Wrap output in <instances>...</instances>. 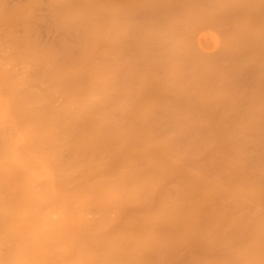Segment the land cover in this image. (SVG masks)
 <instances>
[{"label":"bare ground","instance_id":"bare-ground-1","mask_svg":"<svg viewBox=\"0 0 264 264\" xmlns=\"http://www.w3.org/2000/svg\"><path fill=\"white\" fill-rule=\"evenodd\" d=\"M132 1L136 3L135 0ZM155 1L158 5L155 3ZM170 1L172 0H163V4L162 0H154L155 4H153L152 0V3L150 4L152 7L149 5L150 2L148 3V6H144V8L148 7L145 10H148L149 7H151V9H149L148 11V14L147 11L145 13L143 9H138L140 7L142 8L143 5L141 6V3L143 4L144 2L136 4L139 7L134 5L135 8L139 11H142L140 12L141 14L145 13L146 16L143 14V16L139 17V15L141 14H136L138 12H136L135 15L138 16L141 20L143 19L145 21L144 18H146V21H150L149 17L151 16L150 14H152L151 20H153L157 26L159 22L156 18L160 19L161 17H163V15H165L164 17L167 18L166 8L168 7L165 6L169 5L170 10L168 9V12H172L176 8L174 12L176 11L175 13L177 15H175V13L169 12L171 13L170 15L172 18L169 17V14H167L168 20H165L164 17L162 19V22L164 21V23H161V27L162 25L166 26L169 30L172 28L171 26L174 25H171V28H169L170 23L168 24V22H166L169 21V19L172 21L175 20L176 24H178V21L181 24L183 23L186 25V20L188 19L187 21L191 23L189 19L191 18L190 20H192L194 15L195 19L193 18V21H195L196 23L197 16L195 17L196 14H193V11L197 12L198 10L199 15H201L202 13H206V8L210 9L212 5L213 8L218 7L219 9L222 0H210V2L208 3L207 0H195V2H190V0H177L179 2L178 5L176 0H173L174 2ZM213 1L215 3H219L218 1H220V3L217 6V4L214 5ZM225 1L226 0L222 2L226 3ZM241 1L242 0H230V3L233 2V4H230V6H234L236 4L238 6L235 5V9L238 10L239 7L243 9V6L246 4L245 1L249 6V3L255 0H243V2ZM111 2H113V7L111 5ZM124 2H127V0L121 1V4ZM168 2L172 4V9L170 7V3ZM181 2L185 5L183 10H181L183 8ZM187 2H190L192 4L187 5ZM197 3H199L200 5ZM203 3H205V5H203ZM240 3L242 4V6L240 5ZM193 4L195 7L193 6ZM207 4L210 6L205 7ZM227 4L223 5L226 6ZM120 5L117 0H0V264H264V130H262V127L264 126L261 125L262 127H257V129H249V126L247 127L248 123L246 122L251 121L253 115L250 120H247L250 117L248 118L245 114L246 117L241 116V119L244 121L239 122L242 125L245 124V127L243 129H246L247 127V129L249 130H241L240 126L238 125L239 123L237 122L234 124L232 121L237 119L236 116L240 113L239 112L237 114L233 113V115L236 116L231 115L233 119H230V124L225 123L223 121L224 119L222 120L226 124V130L224 126H221L222 128L220 129L219 127L218 129H216V127L214 129L213 126L215 125L213 123V120L215 121L216 118L214 116L216 115V113H218V110L216 112L215 108L220 109V106L223 105H220V99L221 101H223V97L221 98L218 94V87L216 86L213 90L207 89L211 91V93L209 91L207 92L210 95L217 93L219 95V98L217 99H213L214 95H211V98H209L208 94L206 93V96H204V94L202 95V90L200 89V95L206 97V99L203 98L204 101L199 96V93H197L198 95L196 94L198 96L197 99L196 96L195 98L192 97V99H190L192 95L189 97L190 93L193 92L192 90H195L199 87V85H196L198 87L193 85V82H197L195 78H200L199 75L205 76L206 74L204 73L209 72L207 67V64L209 63L203 65L206 67V69L205 67H202L205 69V72L201 67H199V69L197 67L194 71L193 69H191L190 71L186 67L187 65H181V68L186 67V70H188L190 72L189 73L185 69H183L184 71L181 70L179 65V68L176 67V65L174 66V64H178V62H176L177 60L174 61V58H171L168 55H170V53L174 51L171 55L173 56L177 53L178 50H181L180 46H178L179 49L177 50L176 45H179L178 43L176 45H174L173 43L178 39H174L171 46L170 43L171 40H173V38L171 39V37H174V35L171 36L170 39H168L170 41H164L165 39H167L165 35V33L168 32L166 30V27L165 31H162V36L158 35L160 36L159 38L164 37L165 39L161 38L160 40L158 36L153 35L154 33L156 34L157 31L153 32L151 29V33L150 30H148V28L150 29L152 27H155L153 22L148 21L150 23L149 25L142 20V22L146 23V26H142V30H144V28L146 29L147 26L148 28L146 31L141 32H146L145 34L143 33V35L147 36V38L149 37L148 34H151L149 38L151 39L152 37L153 39H147L142 35L143 37L141 41L144 43L143 39H146L147 42H149L150 40V43L153 45L151 41L154 40L153 42H155L154 45L156 47H161L160 45H164L167 48L166 49L164 46H162V48H160L162 51H160L159 53L160 49L157 50L158 47L155 48L154 45H147L149 43L145 41L144 44L147 43L146 45L148 46V49L149 47L151 49L153 48L152 52L151 49H149V52L151 53H148V57L151 54L155 55H153L154 58H151L152 61L150 60V64L154 63L159 58V61H167V59L169 60V58H171V60L169 61L170 64L167 63L168 67H171L172 64V68L170 69H173L175 67L177 69H175L176 71H178L179 69L182 73H187H184L185 77L184 75H180V78L183 77V83L187 80V77L189 78L192 74V77L190 79H193V82L190 79L187 80L189 83L186 81L187 84L192 83L190 85L192 87L189 86L191 92H187L186 88V98L184 97L186 100L190 99L189 102L191 106L188 104V101V103L186 104L189 105L188 107H191V111L189 112L187 106L186 108H184L183 106V111L186 109V113L185 115H183L184 113L181 112L182 116H180V109H177V107L175 106L176 103H170V101L173 99V102L182 103L181 100L178 99L180 95H177L175 93V91L177 90L172 88L173 90H175L173 91L170 89L171 85L166 84L173 83V80L170 82V78L167 80L168 82L166 81V83L164 81H161L163 80L162 78H160L162 76H159L161 67L158 64L155 63L160 68L158 66L156 67L153 64L152 65L155 66L157 72L159 71V77L155 75V73L153 74L152 71V74L147 71L148 69L151 70V67L149 68L147 65H144L147 67L143 68V65L141 63V66L139 67H142V70L144 69L145 71L150 73V76L154 75L155 77H153L155 80L160 78L161 80H159L162 83L164 82L167 86H169L165 91L164 88H166L167 86H164L165 84L161 85V82L159 81L162 88L164 87V90H162L160 88L161 86L157 85L159 82H154V79H152L153 83L152 81L149 82L148 77V84L144 85L145 83H142L143 85H141L142 88L147 86L148 89L147 90L146 87L144 88L145 90L143 89V95L146 96L148 91L150 93H153L160 90L158 91L160 92L158 94L164 97L170 95L169 93L173 91L176 95L173 94L172 96L173 92H171V98L170 96L166 98L164 97L165 99L161 96L160 98L162 100L164 99V101L168 98L166 101L169 102H165L168 105L173 104L172 108H174L175 112L172 111L173 109L171 110V108L167 107L166 105L165 107L170 110V113L168 114L167 109L163 106V101H159L160 103L157 101L160 99L157 92L155 94L158 96V99H156L157 97L155 96L154 98L151 97L152 99L147 98L149 97V95H147L146 100L143 99L142 102H144V100H149L146 102L148 104H146L145 102L142 103L141 100H138L141 96L142 98H144V96L141 94L143 90H141V96L138 99H135L136 97L132 98V96L131 98L134 101H140L142 104L140 106L138 104L132 106L136 109V106H139L140 108L142 106L144 107L145 105L146 107H144L145 110L143 112L146 111L145 114H147V112H150L151 115H154V118L155 115L157 117L156 119H154L152 116L154 124L153 122L150 123V121H152V119H150V114H147L150 115V118L148 119H146L147 115L144 117L145 114H140L142 119L145 118V120L149 123L145 124L147 122L145 120L140 121L138 117L140 124H145V126L143 125L145 127L144 129H122L121 125H124L122 122H119L120 129L117 128L118 124L116 122V117L119 119H123V117H118V112L115 113L117 114L115 117V114L113 115L114 111H112V114L110 115V106L114 104L113 99L117 98L115 96L112 97L113 99L110 98V95L108 94V89L110 90V88H108V82L109 79H111L112 81V79L115 78L112 76L119 74L120 72L117 73L118 70H121V67H124L127 64L124 62V57H120V55L122 56L123 54H121L119 49H121V51L123 50V44H120L119 40L118 44L121 45L122 48H120L119 45V47L117 46L118 54L120 53L118 55L120 58L118 59L120 61L118 62L123 61L125 65H121V67L118 65V67L113 68L114 70L117 69V72L112 71V74L114 72L116 74L109 76L108 62H110V59L112 57H109L110 40L112 39L111 35H114L112 34V32L114 31L113 33H115L116 28V26L112 25L115 19L113 20V22H111L110 14L113 18L117 17L116 19L118 20V17H120V15L124 16L123 12L127 11L125 12V15L128 16L129 12L136 10L135 8L134 10L131 9L133 7L127 5L126 3L122 4L121 7H119ZM125 5H127V7ZM154 5H157L159 7ZM173 5H175V7ZM122 6H125L126 8L131 7L130 9L132 11H130L129 9L123 11L124 8ZM178 6L182 8H179ZM190 6L191 8H196V10H194L193 8V10L191 9L192 11L188 9L190 10V13L188 12L189 14L187 13V15L185 13V8H190ZM224 6L221 5L224 10L219 9V13L217 12V9H210L212 11H208V14L209 12L212 14V12L215 10L216 14L218 13L220 14V16L223 15V18L226 16L227 20H223V25H225V22L228 21V19L229 21L228 23L226 22L227 24L231 25L232 22L233 24L235 23L234 21L237 22L239 19L237 17V10H233V13L231 10L228 14V6L226 8H224ZM198 7H201V9H203L201 11L205 12H200V9ZM115 8H118L117 11L119 10V12L114 10ZM154 8L156 15L155 12L152 11V9L154 10ZM187 8L186 12L188 11ZM255 8L254 10H252L253 13L260 10L258 9L260 8L259 6L256 8L258 9V11H255ZM242 9H240L241 12H243ZM159 11L161 13H159ZM163 11H166L164 12L165 14L163 13ZM220 11H225L226 15L225 13H221ZM250 11L247 12L246 18V11L244 10L245 15L241 13L243 15H241L240 18V21L243 22L244 20L242 19V17L244 18V16L246 18V21L251 20L248 24L247 22L243 23L238 21L236 27H234L235 25H228L231 29H233V31L235 30L233 34L230 33L232 37H235L233 39H229L230 35L227 34L229 37L225 35L227 36L224 37L227 38L226 40H232L231 42L235 40L237 42L239 38H241V40L243 38H248V34L247 37L246 34L244 35L245 32L251 30L250 32H252L253 34L248 32L250 33L249 35L251 36L252 34L253 36H256L254 34L257 33L254 32L258 30L262 32V30H264V26H262L264 25V21H261L264 19L260 20V18L262 17L259 16V18L258 16H256V14H253V17H251L252 13L250 14ZM115 12H121V14L118 15ZM179 12L183 13L184 15H179ZM234 12L236 13V15L234 14ZM262 12H264V10H261V13ZM153 13L155 17H153ZM230 13H232L233 16L236 17V20L233 19V16L230 15ZM115 14H117V16ZM172 14H174V16ZM190 14L192 15V17H190ZM262 14L261 16H264ZM131 15L129 17H131ZM228 15L230 17H228ZM127 16L122 18H129ZM136 16L132 15V20L126 19L128 22H130V27L128 26L126 28L127 30L129 28H131L132 31L134 30L133 28H135V24L131 22L134 21L135 18L138 19V17ZM184 16L187 19L185 18L184 20ZM203 16H205V14L201 15V17ZM211 16H207L206 14L207 18H211ZM175 18L178 19L176 20ZM217 18L222 19V17ZM217 18L215 21L221 22ZM258 18L262 23L259 22ZM206 20L204 18L205 22ZM201 22L202 21H200V24ZM208 22H206L208 25L206 23H204V25H214L212 27L215 28H220V25L223 26L222 24H216L217 22ZM257 22L260 28L257 26ZM124 23H126V27L128 23L126 21ZM165 23L168 24V26ZM172 23H174V21ZM240 24L241 29L244 28L243 31L240 29L236 31L237 29L235 28H238ZM242 24H246V26H243ZM180 25H178L179 27L176 25L178 29L182 26L184 30H182L181 28V31H185L186 33V29L188 28V35L190 33L194 36V33L189 31H193L194 29L193 32H195L196 26L190 24V29V27L188 26L184 28L185 26L183 27V25ZM215 25L218 26L216 27ZM161 27L159 28L161 29ZM44 29L47 31H45L46 35L49 34V31L55 32V35L57 32L58 38L57 36L56 38L58 40L56 42L55 40H50L51 42L53 41V43L47 41L43 35ZM111 29H113V31H111ZM154 29L158 28L155 27ZM131 30L125 31L126 33L123 32V35L124 33L126 34V36L124 35L123 37L124 39L126 37L125 41L121 37V40L123 39L122 42H127V45H130V42L131 45H133V42L135 44L134 40H136V38L134 36L136 34L134 31V33L132 32L129 34ZM122 31L123 30H121V32ZM158 31L161 32V30ZM197 31H199V29ZM127 32L129 35L133 34V37L131 36L132 39L130 38L133 42L129 41L128 43ZM176 32L177 34L179 33L178 31ZM239 32L241 33L239 34ZM259 32L257 35V37L260 36L258 37V42L260 39H264V37H262L264 36V32ZM192 35H189V39L191 40L194 39L191 38ZM237 35H239V38H237ZM167 37L169 38V36ZM257 37H250L248 39V43L249 40L252 41L251 38H253V40H257ZM118 38L115 39L117 40ZM154 38H156L157 40ZM235 38H237L238 40ZM112 40L114 41V39ZM241 40L239 41L240 44L238 42L234 45V48H236V45H242L244 43L245 39L242 40L243 43L241 42ZM255 40L253 41V43L255 42ZM260 41L264 43V41ZM142 42L140 44H143ZM186 42L188 43V41ZM231 42H229L228 44V41H223V43H225V46L232 47L233 44L231 46ZM138 43H136V45H138ZM159 43L160 45H156ZM256 43L257 41L255 42V44ZM255 44H252L251 46L254 47ZM127 45H124V48L126 47L128 48V50L133 47H129ZM192 45L194 44L192 43ZM138 46L133 47L132 50L135 48L134 51L139 50L140 52V46ZM244 46L245 45H243L244 50H240L242 51L241 54H243V51L245 53L243 55L240 54V58L242 59V61L246 60L245 62H242L241 60L234 61L235 58L233 57L236 54L239 57L238 52L235 53L238 48H236V51L234 50V52L231 53V55L235 54L234 56H232V59L229 57L228 58L229 60L231 59L233 62H235V66L233 65L232 68L233 70H239V67H243V65H245L243 68H241L242 70H239V72H246L247 75L249 74V76L248 78L245 77L247 78L245 79L244 76L247 75L243 74L242 76H240V78L243 77L248 81L249 77L251 78V76L256 78L258 77L257 80L258 83H260L259 86L261 87V91L259 86L256 87V90L255 88L253 89V85H251L252 88L248 85H246L245 88V84H243V86L240 85L244 87L246 91L247 89L251 92H254V90H256L260 93L261 99L259 100V95H256V97L254 95L255 92H252V96H255L254 98H257L258 101H255V99L253 98L252 100H254L255 102L252 101L250 103L251 105H256V102L258 103L259 101H264V99H262L264 98V93H261L262 91H264V86H262V84H264L262 83V81H264V79L262 78L264 77L259 78L260 75L264 74V72H262L264 71V68H262L261 64L262 62H264V56H259L260 53L258 54V52H262V50L258 45L257 47L260 49L255 48V45L254 53H252L253 48L249 47L248 44L247 46ZM173 47L175 49H173ZM237 47L241 48V46ZM126 48L123 50V53ZM143 48L144 50L142 49L141 45V50L145 51L144 53L148 52V49H146L145 47ZM169 48H172L173 50ZM186 48H188V46ZM193 48L195 50V47ZM193 48L191 49V51L193 50ZM223 48L225 47L223 46ZM246 48L251 49V56L259 50L257 52L258 56L255 54V57L258 58L259 61L256 60L254 56L251 57L249 49L246 50ZM188 49H190V47ZM230 49L228 47V51L225 50L226 53L233 51V49L229 51ZM128 50L127 52H125V54L128 53ZM195 51V53H197V49ZM139 52L136 53V55L139 56ZM165 52L170 53H167V55H165ZM178 52L179 53H177V55L181 54L180 51ZM156 53L158 55L160 54V57H157ZM162 53L167 57L166 59L165 57L163 59ZM217 53H214L216 58L218 57L216 55ZM193 55L195 57V54ZM245 55H248L250 57ZM260 55H264V52H262ZM191 57L193 56L191 55ZM207 57H205V59ZM220 57H218V60ZM259 57L261 59H259ZM143 58L145 59L144 55ZM198 58L200 57L198 56ZM216 58L215 61H218ZM252 58H254L258 63H249L248 59L253 61ZM182 59L179 58V60ZM200 59L197 60L200 61ZM205 59L203 61H205ZM212 59V61L215 62L214 58ZM125 60L128 61L129 59H126L125 57ZM184 60L182 62H186L187 59ZM220 60L219 61L221 63L219 61L218 62L222 64V69H224V63H222L223 60L221 58ZM261 60L262 62H260ZM212 61L210 60L211 63L209 64V67L211 69H213L212 67L215 68L212 71H216V73L218 71H221V66L219 67L220 70H217V65L212 63ZM165 62L163 64H165ZM190 62L192 63V61ZM241 62L242 65L240 66ZM248 63L250 64V66ZM192 64L196 63L193 62ZM202 64L200 62V66ZM225 64L227 65V67H230L228 63ZM236 64L239 65L237 66ZM252 65H254V67H251ZM258 65L262 69L257 68ZM247 67H250V70L248 69V71H245L244 68L247 69ZM127 68L125 66V70ZM229 69L232 70L231 67ZM136 70L139 71L141 70V68ZM163 70H165L170 75V71L166 69H162V71ZM251 70H253V72ZM259 70L261 74L259 73ZM124 72V70H121V76L124 75ZM166 72L165 75H167ZM221 72H218V75H220L219 73ZM224 72L222 73V75H224L223 78H221L222 81L225 79L224 77H226V74ZM234 72L236 75H234ZM234 72H232V74L234 75L232 77H238L240 75L239 73H236L235 70ZM120 74L119 76H116L118 80H114L116 83L115 87L118 82V84L121 83L117 88H120L119 86H122V83L124 86V82L119 81L122 78L120 77ZM141 74L136 75L140 76ZM143 75L144 74H142V76ZM211 76L214 75L211 74L210 77ZM167 77L168 76H166V78ZM206 77H209L208 74L205 76V78ZM180 78L179 76L177 77V79ZM205 78L202 77L201 82L205 81ZM213 78L214 77H211V80H206L203 88L204 86L208 85L209 81V83H214L215 78ZM243 78L241 79L242 81ZM123 79L126 80L127 78L125 79L123 77ZM250 80L256 79L251 78L249 79V81ZM257 80L255 82H257ZM127 81L129 82V80ZM182 81L180 79V82ZM224 81L226 85V79ZM198 82L199 84H204L201 83L199 79ZM216 82L218 83V81ZM230 82L237 83L238 81H235V79L233 78L230 79ZM110 84L114 85V82L113 84ZM136 84L139 83L136 82ZM215 84L216 83L210 85L213 86ZM229 84H227V86ZM150 85H157V89H155V87H153L154 89L150 88ZM123 86L119 91L121 92V95L123 94V92L125 93V95H127V92H125L126 90H124V88H127V86ZM174 86H176V84ZM231 87H233L232 84L229 87L230 89L227 87L223 90L222 94L227 95L228 91L232 92L233 89ZM184 88L185 87H183V89ZM212 88H214V86ZM150 89L152 90L150 91ZM180 89L182 88H179V90ZM190 89H188V91ZM237 89L235 88L236 92ZM128 90L130 91V89ZM215 90L217 91L215 92ZM219 90L222 89L219 88ZM111 91L114 92V90L112 89ZM119 91L118 93H120ZM205 91L206 88L203 92ZM246 91L241 92L245 93ZM250 91L246 93L248 94L247 96L246 94H244V97H250ZM243 93H239V95L241 94L242 96ZM114 94L115 92L111 95ZM226 95H224L225 100L226 98L229 99L232 94H229L230 96L228 95V97ZM176 96L178 97L176 98ZM237 97L236 99L240 98ZM193 98L194 104L192 103ZM198 98H201V101L199 100L198 102ZM232 98L230 97L231 101ZM127 99L128 98H126V100ZM132 99L131 101H133ZM210 99H213L214 105ZM215 99L217 100L216 102L214 101ZM109 100H111L112 102H110ZM195 100L197 101L198 105L197 103L195 104ZM230 100L226 103L228 104L226 105V108H232V106H234L233 104H235L236 102L235 100L232 104ZM127 101L126 104L128 103ZM134 101L132 103H134ZM202 101L204 102V104H206L207 107L208 105H210L211 101V108H215L211 109L208 107L209 109H211L208 113L207 107V109L205 110V107L202 106L203 109L201 108V104H203ZM117 102L121 104V102L123 103V100L121 101L119 99V101ZM229 102L232 104V106H230L231 104ZM109 103L113 104L109 105ZM129 103V105H131L130 100ZM215 103H220L219 106H217L218 108L216 107L217 104ZM156 104L157 106L162 104L163 108L159 106L157 110V106L155 108ZM260 104L262 103L259 102V106H261ZM129 105L127 104V107H125L124 104V108L127 109ZM147 105L149 106L148 111L146 110ZM151 105L154 107L153 109H151ZM193 105L199 106V109H202L200 111L206 112H203L204 115L206 114L207 116L205 115V119L202 120L205 121L209 119V123H211L212 125V127L210 128L213 129L212 131L207 132V130L209 129L204 124L203 128H207V130L205 129L206 131L201 130V127V129H199V131L201 130L200 132H197L198 130L194 128L193 129L196 130V132L192 129L191 131L189 129V133L183 132L182 126L184 125H180L184 122H182L183 118L181 117L185 116L186 118V115L191 114V112L193 111L192 109H194L195 112V108H192ZM132 106L127 109V111H130V114L132 113V116L135 114V112H142V110L131 112V109H133ZM224 106L222 108H224ZM241 106L242 111H244L243 104H241ZM235 107L232 109H236ZM224 109H222L223 112ZM259 109L261 112L262 108L259 107ZM154 110L155 113L157 111L163 112L164 116H162L163 113L162 115H159L161 113L154 114ZM247 110L249 111L248 106ZM187 111L189 114H187ZM248 111L247 114H249ZM165 112H167V114ZM227 112L231 113L230 111H226V113ZM125 113L124 114L126 117L123 115L125 119L127 118V116L129 118V113ZM257 113L256 118L254 116V120L258 119L256 121H259V119L264 118V115H262L264 114V112H261L262 114L258 113L260 116H262V118H260ZM171 114L173 115V117L171 116ZM200 114L203 115L202 113ZM165 115H170L169 117L167 116L169 119L167 118L165 120H161L166 117ZM175 115H179L180 118ZM222 115L220 118H224L222 117ZM112 116L115 118H113ZM191 116L192 114L190 115V117ZM212 117L215 119H213ZM238 118H240V114ZM125 119H123V121H125ZM186 119L188 120V117ZM134 120H136V118L132 119V122H134ZM169 120H171L172 122L174 121L172 123L174 126L170 125L171 123L168 122ZM112 121L116 122V128L114 126V123V127H112ZM162 121L168 122V124L166 122L167 129H169L171 126L174 128H170L171 131H165L166 128L162 127L164 129V131H162V128H159L161 126H158L159 124H163L162 126L165 125V123H163ZM222 121L221 123H223ZM175 122L177 123L175 124ZM179 122L182 123L180 124ZM215 122L218 123L217 126H220V121ZM252 122H250L249 124H253L255 128V125ZM138 124L139 123H136V126H138ZM151 124L154 125V129L152 125V130H150ZM155 124H157V128L155 127ZM190 124H192V122H190ZM227 124L231 126L233 125L232 128L229 129L230 127H227ZM141 125L139 127H141ZM146 125H150L148 126L150 129ZM168 125L170 126L168 127ZM175 125L177 127L179 126L180 129L178 130ZM235 125H238L239 127L237 128L235 127ZM189 127L190 126L188 125L187 128ZM196 128H198V126H196ZM173 129H175V131H172ZM181 134H183L184 137H180ZM185 134H187L186 137ZM214 152H217V154L222 153L223 157L219 158V156L217 159L215 158L216 160L214 159V161H211L214 164L209 162L212 165L207 164L208 166H203L204 168H202L201 170V162L204 163L202 165H205V161H207V159L209 161L211 160V157L209 155L211 153L212 155L215 154ZM178 161H183L185 164L190 165L191 167L194 165L196 167L200 165V168H197L198 170H200V174H193V172L189 173L187 171V165L184 166L187 170L183 167L186 170L185 171L180 166L183 162L179 164Z\"/></svg>","mask_w":264,"mask_h":264},{"label":"rangeland","instance_id":"rangeland-1","mask_svg":"<svg viewBox=\"0 0 264 264\" xmlns=\"http://www.w3.org/2000/svg\"><path fill=\"white\" fill-rule=\"evenodd\" d=\"M112 1H113V0H112ZM121 1H123V0H120V2H119V0H117V2L119 3V5L121 4ZM125 1H126V0H125ZM128 1H129V2H128ZM130 1H131V2H130ZM135 1H136V3H135L134 1H132V0H127V2H124V3H126L127 5H130L131 7H133V8H131V7H130V8L134 10V8H135L134 5L139 4V3H141V2H144L143 4L141 3V6L143 5L142 8L140 7V8H138V9H140V10L143 9V11H144L145 13H146V11H147V14H148L149 9H151V7H152V6L150 5V4L152 3V0H143V1H142V0H140V1H139V0H135ZM147 1H148V2H147ZM164 1H165V0H164ZM172 1H173V0H172ZM172 1H170V2H172ZM178 1H179V0H178ZM178 1L176 0L177 5L179 4ZM182 1H183V0H182ZM185 1H186V0H185ZM187 1H188V0H187ZM199 1H200V0H199ZM199 1H197V2H199ZM211 1H212V0H211ZM215 1H216V0H215ZM222 1L224 2V0H222ZM222 1H221V3H220V1H218V2L220 3V7H219V9H223V7H221V5L224 6L223 4H227V3H228V4H227L226 6H224V8H226L227 6H228V8H229L230 4H231V3L233 4V2H234V1H233V2L230 3V0H226V1H225L226 3H223ZM228 1H229V2H228ZM248 1H249V0H248ZM250 1H251V0H250ZM115 2H116V1H115ZM133 2H134V3H133ZM149 2H150V3H149ZM170 2H168V3H170ZM173 2H174V1H173ZM190 2H195V0H190ZM190 2H187V3H188L187 5L192 4V3H190ZM205 2H206V1H205ZM208 2H210V0H209V1L207 0V3H208ZM239 2H240V1H239ZM241 2H243V0H242ZM258 2H259V3H258ZM112 3H113V2H111V5H112ZM124 3H122V4H124ZM148 3H149V5H150L151 7H149L148 10H145V9L148 8V7L144 8V6H148ZM155 3H156V1H155ZM155 3H154V0H153V4H155ZM159 3H160V2H159ZM162 3H163V0H162ZM165 3H166V2H165ZM168 3H167V4H168ZM184 3H185V2H184ZM213 3H214V5H216V4H217V6L219 5V3H215L214 1H213ZM245 3H246L245 5H246L247 7H246L245 5L243 6V9L239 7L240 9H242L243 12H241V10H240L238 7H237L238 10L235 9V7L238 6V5H236V4H237V1H236V4H235L236 6H235V5H234V6L232 5L233 7L230 6V8L232 7L231 9H230V8H229V9L227 8V13L229 14V11H231V10H232V13H233V10H234V11L237 10V11H236L237 14H238L237 17L239 18V19H238V18H237V19H238V21H240L241 15L244 14V10L246 11V13H245L246 15H245V14H244V15H245L246 18H247V12L250 11V7H251V11H250V14L252 13V14H251V15H252L251 17H253V14H254V15L256 14V16H258V17H259V16L262 17V18L259 17L260 20H261V19H264V16H261V14L264 13V12L261 13V10H264V0H261V1H260V0H255V1H252V2L249 3V6L247 5V2H246V1H245ZM252 3H253V4H252ZM122 4H121V5H122ZM131 4H133V5H131ZM156 4H157V3H156ZM160 4H161V3H160ZM163 4H164V3H163ZM163 4H162V8H163ZM167 4H165V5H167ZM174 4H176V3H174ZM181 4H182V2H181ZM185 4H186V3H185ZM194 4H195V3H194ZM194 4H193V6H194ZM197 4H199V3H197ZM210 4H211V3H210ZM254 4H256V5H254ZM257 4H258V6L260 7V8H258V9H260L259 11H258V9H256V8L258 7ZM121 5H120L119 7H121ZM127 5H125V6L127 7ZM157 5H158V4H157ZM157 5H154V6H157ZM165 5H164V6H165ZM171 5H172V4L170 3V7H171ZM187 5H186V6H187ZM199 5H200V4H199ZM203 5H205V3H203ZM240 5L242 6L241 3H240ZM250 5H251V6H250ZM125 6H124V7L122 6V7L124 8V9L122 8L123 11L126 10V9H129L130 11H132L130 8H126ZM136 6H138V5H136ZM173 6L175 7V5H173ZM180 6H181V5H180ZM182 6H183V8H182V7H179V6H178V7H179V8H182L181 10H183L184 7H185V5L182 4ZM191 6H192V5H191ZM191 6H190V8H187V7H186L187 10H188V9L191 10V9L193 8V7L191 8ZM201 6H202V5H201ZM209 6H210V5L207 4L205 7H209ZM212 6H213V5H212ZM212 6H211L210 9H212V10H213V9H217V12L219 13V11H218V10H219L218 7L216 6L217 8H213ZM253 6H254V7H253ZM255 6H256V8H255ZM112 7H113V5H112ZM112 7H111V8H112ZM116 7H117V6H116ZM138 7H139V6H138ZM157 7H159V6H157ZM165 7H168V8H166V11H167V12H166V11H163V13L166 12V17H167V18H168V15H167V14H169V17H171L170 14L176 12V11L174 12V10L176 9V8H175L172 12L169 11V12H171V13H169V12H168V9L170 10L169 5H167V6H165ZM194 7H195V6H194ZM196 7H197V6H196ZM244 7H245V8H244ZM160 8H161V5H160ZM186 8H185V13L187 14L190 10H188V11L186 12ZM198 8H199V7H198ZM202 8H204V7H202ZM248 8H249V9H248ZM252 8H253V9H252ZM254 8H255V11H258V12H254V13H253L252 10H254ZM117 9H118V8H115L114 10L117 11ZM135 9H136V8H135ZM138 9H136L135 11L129 12L130 15L133 13L132 15H133V16H136V15H135L136 12H138V13H136V14H138V15L141 14L140 12H142V11H139ZM157 9H158V8H157ZM171 9H172V7H171ZM193 9H194V8H193ZM193 9H192V10H193ZM199 9H200V10H199L200 12H205V11H201V10H203V9H201V7H200ZM206 9H207V10H206ZM206 9H204V10H206V13H202V14L200 13L201 15H204V14H205V16H203V17H201V15H199L198 10H197V12H196V11H193V14H196L195 17L197 16V18H198V19L196 18V20H197L196 23H195V21H193V20L195 19V18H194V15H193V18H194V19L192 18V20H190V19H191L190 17H192V15H191L192 13L190 14L191 16L189 15L190 17L188 16V17L190 18L189 21H190L191 23H189V22L187 21L188 19H187L185 16H184V18L182 17L184 20H185V18L187 19V20H186V25L183 24V23L181 24V23L178 22V21H177L178 24H176V23H175V20H173L174 23H172L173 21L169 19V21H166V22H168V24L170 23V24H169V28L172 27V28L169 29V30H168V27H166V26H163V25H162V27H161V23H164V21L162 22V19H163V17H164L165 15H163V17H161L160 19H159V18H156V19L158 20V22L160 23V24H159V23L157 22V23H158L157 26L159 25V26L157 27L156 24H155V22H154L153 20H151V16H152V14H150V15H151V16L149 17V18H150V21H152L153 24L155 25V27L158 28V29H154L155 27H152V26H154V25H152V26H151L152 28H150V29H149L148 26H147V28H148V30H150V32H151V29H152L153 32H156V31H157L156 34H155V33L153 34L154 36H158V35H161V36H162V31H165V27H166V28H167L166 30H167L168 32L165 33V35H166V38H167V39H165L164 37H161V38L165 39L164 41L170 39V37L174 35V37H171V39L173 38V40H171V43H170V44H171V46H172L173 43H174V45H176V44L178 43L179 45H176V46H177V50L179 49L178 46H180L181 50H178V51H180L181 54H178V55H177V53H179V52L177 51V53L174 54V55H176V56L173 55V56H174V57H173V56H171V55H172V52H174V51H172L171 53L169 52L170 55H168V56L171 57V58H174V61L177 60L176 62H178V64H174V66L176 65V67H178V68H179V66H180V68H181V67H182L181 65H184V66L187 65L186 67L188 68V70L191 71V69H193V71H194L197 67H198V69H199V67H201V68H202V67H205V66H203V65H205V64H207V63L210 64V63H211L210 60H211V61L213 60L212 58H214V61H215L216 56H215L214 53H217V52L219 53V54L217 53L216 55H217L218 57L221 56L220 58L223 60L222 63H224V64H223V66H224L223 68H224V69H222V64H220V63H221V62H220V61H221L220 58H219L220 61L218 60V57L216 58L220 63H219L218 61H215V62L212 61V63H214L215 65H217V70H220L219 67L221 66V69L224 70V71L226 70L227 73H226V71L224 72V71L221 70L222 72H221V71H218V72H221V73H219L220 75H218V72L216 73V71H214V72L212 71V70H214L215 68L212 67L213 69H211V68L209 67L210 65L207 64V67H208L209 72L207 71L208 73H206V72L204 71V70L206 69V67H205V69H204V68H202V69H203V71L205 72L204 74H206V75L208 74L209 77H206V78H205L206 75H205V76L199 75L200 78H195V77H194V78L197 80V82L195 81V79H194L195 82L192 81L193 79H192V80L190 79V78L192 77V74L190 75L189 78L187 77V80L190 79V80L193 82V85H195V86H196V85H199V87H201V88H199L198 86H196V87H198V88L195 87L197 90H196V89H195V90H192L193 92H191V89H190V87H192V86H190L192 83L187 84V83H186V81H187L186 79H185L186 81L183 83V81H184V80L182 81L183 77L180 78V75L183 76L184 73H185V74H187V73H186V72L182 73L179 69H178V71H176L177 69H176L174 66H173V67H174V68H173L174 70H173V69H170V68H172V64H171V67H168V64H167V63H169V61L171 60V58L168 57L169 60H168V59H167V61L165 60L166 62H165L164 60H163V61H162V60L159 61L160 58H159V59L156 58L157 60H156V59H155V60H156L157 62H158V61H159V62L157 63V62L154 60L155 62H154V63L151 62V63H152L153 65H155L156 67L159 65L162 69H166V70L170 69V70H168V71H170V72L172 73L173 77H172L171 73H170V75H169V73H167L165 70L162 71V69L158 66V67L160 68V70H161V71H160V75H159V73H158L159 71L157 72V69L155 68V66H153L152 64H150V60L152 61L151 58L153 57L154 54H151V55H150L151 57L149 56L150 58L148 57V55L152 52L153 48L151 49V48L149 47V49H151V52H149V49H148V46H147V45H152V44L150 43V40L153 39V38L151 37V39H150L149 37L151 36V34H148V33H147L148 36H149L148 38H149L150 40H149V42H147L146 39H145V40L143 39V41H144V43H145V41H146V42L149 43V44L146 43V44H147V45H146V44H144V43L141 41V40H142V37L145 36V35H143L144 32H141V31H146V30H147V28H146V29L144 28V30H142L143 27H144V25H145L146 23L150 25V23H149L150 21H149V20H148L149 22L146 21V20H147L146 18H144L145 21L142 19V20H143L144 22H146V23L142 22V20L139 19V17H140V16H143V14L146 16L145 13H142L141 15H139V17L136 16V17H138V19H139V20H138V19L135 18L134 21H136V22H134V21L131 22V23H134V24H135V25L133 24L134 27H135V28H133V29H134L133 31L135 32L136 35H138V36H136V35L134 34V35H135L134 37L136 38V40H134V41H135V44H134V42L131 40L132 37H133V36H132L133 34H132V35H129V34L132 33L133 31L131 30V28H129L128 30L126 29L128 26L130 27V25H129L130 22H128L127 20H132V19H131V18H133L132 15H131V17H129V16H130L129 13H128V16L125 15V12H127V11H125V12H123V15H124V16H121V15H120V17H118V20H117V19H116L117 17L113 18L112 15L110 14V16H111V22H113L114 19H115V21H118V22H115V21H114V22L112 23V25L116 26V28H115V33H113V32H114V31H113L114 28L111 29V31H113L112 34H114V35H111V38L114 39V41H113L112 39L110 40V49H109V51H110V55H109V57H111V56H112V57H111V59H110V62H108V66H109V76H112L113 74H116L115 72H114L113 74H112L111 72H112V71H116V72H117V69L114 70L113 68L118 67V65L121 67V65H125V63H126V64L128 65V66L125 65L126 68L129 67V68H127L126 70H125V66H124V67H121V70H124V71L126 72V74H125V72H124V75H123V76H121L122 73H123V71H122V73H121V70H120L119 68H118V69H119L120 71L118 70V72H117V73L120 72V73H121V74L119 73V74H120V77H122L121 80H119V81L124 82V86H127V88L125 87L126 89L124 88V90H126L125 92H127V95H125L124 92H123V94L121 95V92L119 91V90H121V87L123 86V83H122V86H119L120 88H117L118 85L121 84V83L118 84L119 82L117 81L118 83H117V85H116V87H115V84H116V83H115L114 80L117 79V78H116L117 75L119 76V74H116L115 76H114V75L112 76V77H115V78L112 79V81L114 82V85H111V84H110V83L113 84V82L111 81V79H109V82H110V81H111V82H110V83L108 82V84H109V85H108V88H110V90L108 89V94L110 95V98H112L113 96H115V97L118 99V97H119V99H120L121 101L123 100V103L125 104V107H127V104H128V105L130 104V103H129V100H130V102H131V105H129V107L132 106V105L135 106V104H138V105L140 106L142 103H144V102L146 103L147 101H149V100L145 101L147 95H149V97H147V98H151V97L154 98V96H155V97H157L156 99H158V96H157L155 93H156V92H157V94L160 93V92H158V91H160V90L155 91V92H153V93H150V92L148 91L147 94H146V96H145V95H143V92H144V90H145V89H144L145 87H146V89H147V86H145V87H143V88H142V86H141V85H143L144 83H145L144 85L148 84V81H149V82L152 81V83H153V80H152V79H154L155 76H154V75L150 76V73L152 74V72H153V74L155 73V75H157V76H158V75H159V76H162V77H160V78L163 79V80H161L160 78H158V79L156 78L157 80L154 79V80H155L154 82L158 83V82L161 80V81H164V82L166 83V81H167L168 79L171 78L170 82L173 80L174 85L176 84V86H178V87L174 86L173 83H171V84H170V83H166V84H168V85H171V86H170V87H171V88H170L171 90H173V89L177 90V91H175V90H173V91H175V93H176L177 95H180V96H179L180 98H179L178 96H176V98L178 97V99H180L181 102H182L183 104H182V103H178V102H173L174 99H173V100L170 99V98H171V92H173V91H171V92L169 93L170 95H167V94H168V93H167V94H166L167 96H164V97L166 98V97L170 96V98H169V99L171 100L170 103H171V102H172L173 104L176 103L175 106L177 107L178 110L180 109V110H179V111H180V112H179V113H180V116H182V113H181V112H183V113H184L183 115H185V113H186L185 110H186V109H185L184 111H183V109L186 108V106H187V108L189 109V112L191 111V107H188V106L190 105L189 100L192 99V97L195 98V96H196V99H197V97H198V96H197V95H198L197 93H199L200 90H202L201 94H202V95L204 94V96H206L205 93L208 94L207 92H208L210 89L213 90V89H215V87L217 86V87H218V91L215 90V92L217 91L218 94L220 95V97H221V98L223 97V99H222L223 101H221V99H220L221 104L219 103L220 105H222V104H223V105L220 106V109H216L215 107H212V108H211L210 105H211V103L213 102V99H214V98H216V99L219 98V95H218L217 93H214V94H213V95H214L213 99H210L212 102L210 101V105H208V107L211 108V109L215 108L216 112H217V110H218V113L220 114V115H219L218 113L215 112L216 115H217V117H216L215 114H214V115H215L214 117H215L216 119L212 117L213 119H215V121H218V122L220 121V123H221V121L224 119L223 121H224L225 123L230 124V119H231V120L233 119L232 116H236V115H233V113H234V114H237V113L240 112V113H239V114H240V118H238L239 114H237V116H236L237 119L235 118L237 121H236V120H232V121H233L234 124L238 122V123H239L238 125L240 126V129H241V130L245 127V126H244V125H245L244 123H243L244 125H242V124L240 123L241 121H244V120L241 119V116L246 117L245 114L247 115L248 118L250 117L249 119L246 118L247 120H250V119L252 118V115H253V118L251 119V121H249V122L247 121V122H246V123H248V125H247V124H246V125H247V127L249 126V129H257V127H262V126H264V123H262V122H264V118H262V116L259 115V114H262L261 112H264V106H262V105H264V101H259L260 103H262V104H260L261 106H259V102H258V103L256 102V105H254V104L251 105V103H250V102H252V101L255 102V101L257 100V98H256V99L254 98L256 95H259V97H260V98L258 97L259 100L261 99V95H260V93L256 91V90H257L256 87H258V86L260 85V83H258V80H257L258 77L256 78V77H252V76H251V78H252V79L255 78V79L257 80V82H255L256 80H250V81H251V82H250V81H249V79H251L250 77H249L248 81L245 80V79L248 78L249 74L247 75V73H246V72L244 73L243 71H242V73H240L241 71L239 72V70H240L241 68H243L245 65H243V67H239V68H240L239 70L234 69V70L236 71V73H239V74H240V75L238 74V75H239V76H238L239 79H238L237 76H236L237 78H236V77H232V76H234V75H236V74H235L234 70L232 69V68H233V65H234L235 62H233V61L231 60V59H232V56L235 55V54H232V55H231V53H233L234 50L236 51V48H238L237 51H236L235 53L238 52L239 57H238L237 54H236L235 56H237L239 59H238L237 57H235V56H234L233 58H235L234 61H235V60H236V61H237V60H238V61H240V60L242 61V59L240 58V54L242 53L241 50H244L243 45L247 46V44H248V46H249L250 43L255 44L256 41H257L258 44L256 43V44H255L256 47H255V45H254V47L257 48V49H260V48H261L262 52H264V43H262V42L260 41V40L264 41V39H260V38H259V39H260L259 42L262 43V44H260V43L258 42V37H260V36L257 37L258 32H259L260 30H258V31L255 30L256 32H254V33H257V34H254V35H256V36H253V35H252L253 33L250 32L251 30L248 31V32L252 33L251 36L249 35L250 33L245 32L244 35L246 34V37H247V34H248V38H243V37H242L243 39H245V40H244V43L242 42L243 39L241 40V38H239V35H237V36H238L237 38H239V40H238L237 38H235V39H237L238 41L236 42V41L234 40L233 42H235V43H233V42H231L232 40H229V39H230V38L233 39V38L235 37V36L232 37V35H230V33L233 34V32H235V30L233 31V29H231L229 26H233V25H235L234 27H236V24H237L238 21H237V22L234 21V22H235L234 24H233V22H232V23L230 22V23H231V25H230V24H227L228 21H229V19H228V21H226L227 23L225 22V25H223V23H224V21H225L224 19L227 18L226 16L223 18V15L220 16V14H218V13L216 14V11H215V10H214L215 12L213 11L212 14L209 12V14H211V15L216 14L217 17H222V19H221V18L219 19V18L216 17V15H214V16L209 15V14H208V11H212V10H210L209 8H206ZM208 9H209V10H208ZM246 9H247L248 11H247ZM161 10H162V9H161ZM192 10H191V11H192ZM194 10H196V8H195ZM223 10H224V9H223ZM111 11H112V10H111ZM152 11L155 12V8H154V10L152 9ZM156 11H157V10H156ZM225 11H226V9H225ZM225 11H220V12H221V13H222V12L225 13ZM117 12H119V10H118ZM117 12H115V13H117ZM121 12H122V11H121ZM121 12H120V13H117V14L119 15V14H121ZM180 12H183V11H180ZM180 12H179L178 14H179V15L181 14V15L183 16L184 14H183V13H180ZM238 12H239V13H238ZM112 13H114V12H112ZM149 13H150V12H149ZM151 13H152V12H151ZM159 13H161V12L159 11ZM189 13H190V12H189ZM189 13H188V14H189ZM213 13H214V14H213ZM232 13H230V15L233 16ZM241 13H243V14H241ZM257 13H258V14H257ZM259 13H260V15H259ZM117 14H115V15L117 16ZM126 14H127V13H126ZM164 14H165V13H164ZM188 14H187V15H188ZM206 14H207V16H211V18L214 17L215 19H214V18L211 19L210 17L207 18V17H206ZM234 14L236 15L235 12H234ZM155 15H156V12H155ZM172 15L174 16V14H172ZM175 15H177V14L175 13ZM225 15H226V13H225ZM239 15H240V17H239ZM262 15H264V14H262ZM126 16L129 17V18H126L127 20H126L125 18H122V17H126ZM148 16H149V15H148ZM148 16H147V17H148ZM198 16L201 17V18H199ZM245 16H244V18H245ZM153 17H155V16H154V13H153ZM176 17H177V16H176ZM180 17H181V16H180ZM228 17H230V16L228 15ZM142 18H143V17H142ZM167 18L164 17L165 20H166ZM171 18H172V17H171ZM204 18H205V20H206V19H207L208 21L210 20L209 22H211V23H212V22H217L216 24H222L224 27L221 26V25H220V28L217 27L218 25H215L217 28L212 27V26H214V25H212V26H206V24H207L206 22H208V21L206 20V22H205V21H204ZM216 18L219 19L221 22H219V21H215ZM231 18H232V17H231ZM235 18H236V17L233 16V19H235ZM244 18L242 17V19L244 20V22H245V23L247 22V24L251 21V20H250V21H246V18H245V19H244ZM259 18H258V20H259ZM122 19H123V20H122ZM175 19H176V18H175ZM177 19H178V18H177ZM177 19H176V20H177ZM202 19H203V20H202ZM242 19H241V20H242ZM157 20H155V21H157ZM167 20H168V19H167ZM212 20H213V21H212ZM223 20H224V21H223ZM226 20H227V19H226ZM235 20H236V19H235ZM248 20H249V19H248ZM255 20H256V19H255ZM260 20H259V22L264 21V20H261V21H260ZM125 21L128 23L126 27H125L126 23H124ZM160 21H161V22H160ZM170 21H172V22H170ZM200 21H202L203 23L201 22V24H200ZM222 21H223V22H222ZM231 21H232V20H231ZM120 22H121V23H120ZM193 22H194L195 24H194ZM209 22H208V23H209ZM240 22H243V21H240ZM244 22H243V23H244ZM171 23H172V24H171ZM179 23H180L181 25H183V27L185 26L184 28H186V27L188 26V27H190V29H191L190 24L196 26V28L193 26V27L195 28V30H196L195 32H193L194 29H193V31H191V30L189 31V32L194 33V36H193L192 34L189 33V35H192L191 38H194V39H192V40L189 39L190 37H189V35H188V33H187L188 30H189L188 28H187L188 30L186 29V31H187L186 33H185V31H181L182 26H181ZM204 23H206V24L204 25ZM253 23H254V22H253ZM261 23H262V22H261ZM165 24H166V23H165ZM165 24H164V25H165ZM168 24H166V25L168 26ZM173 24H174L175 26H174ZM197 24H198V25H197ZM213 24H215V23H213ZM226 24H227V25H226ZM117 25H118L119 27H118ZM171 25H173V26H171ZM176 25H177V26L180 25L181 28L178 29L179 26L177 27ZM201 25L204 26V27H202ZM207 25H208V24H207ZM210 25H211V24H210ZM228 25H229V26H228ZM242 25H243V26H246V24H242ZM251 25H252V24H251ZM44 26H45V25H44ZM142 26H143V27H142ZM145 26H146V25H145ZM170 26H171V27H170ZM197 26H198L199 28H198ZM200 26H201L202 28H201ZM240 26H241V24L238 26V28H235V29H237L236 31H238L239 29L243 31L244 28L241 29ZM243 26H242V27H243ZM247 26H248V25H247ZM257 26L259 27L258 22H257ZM262 26H264V25H262ZM42 27H43V26H42ZM122 27H123V28H122ZM131 27H133V26H131ZM159 27H161V29H160ZM174 27H175V28L177 27L176 29H178V30H176ZM222 28H226L227 30H226V29H222ZM245 28H246V27H245ZM259 28H260V27H259ZM41 29H42V28H41ZM46 29H48V28H46ZM153 29H154L155 31H154ZM163 29H164V30H163ZM172 29H173V31H172ZM174 29H175V31H174ZM198 29H199V31H197ZM253 29H254V28H253ZM261 29H262V28H261ZM49 30H51V29H49ZM52 30H53V29H52ZM121 30H123V31L121 32ZM129 30H131V32H129V34H128V32H127V37H128V40H127V41H128V43H129V41H132V42H133V45H131V42H130V45H129V44L127 45V42H124L125 39H126V37H125V39L123 38L124 35L126 36V34H125L126 32H125V31H129ZM158 30H161V32L158 31ZM170 30H171V33H172V34L170 33ZM182 30H184V29L182 28ZM221 30H222V31H221ZM245 30H246V29H245ZM247 30H248V29H247ZM45 31H46V30L44 29V31H43L44 34H43V35H44V38H45L47 41L51 42L50 40H53V41L55 40V42H56V41L58 40V39H57V38H58V36H57V32H56V35H55V32H53V31L50 32V31H49V34L51 33V34H53V35H51V34H50V35L47 34V35H49V36H47V35H46V32H47V31H46V32H45ZM176 31H178L180 34H179V33L177 34ZM227 31H228V32H227ZM253 31H254V30H253ZM43 32H42V33H43ZM123 32H125L124 35H123ZM134 32H133V33H134ZM147 32H148V31H147ZM159 32H160V33H159ZM175 32H176V33H175ZM182 32H184L185 34L182 33ZM262 32H264V30H262ZM262 32L260 31L259 33H262ZM145 33H146V32H145ZM145 33H144V34H145ZM151 33H152V32H151ZM174 33H175L176 35H175ZM236 33H237V32H236ZM240 33H241V32H239V34H240ZM168 34H170V35H168ZM186 34H187V35H186ZM223 34H224V35H223ZM227 34H229L230 37H229ZM237 34H238V33H237ZM142 35H143V36H142ZM165 35H164V36H165ZM179 35H180V37H179ZM225 35H227V36L229 37L228 40H226L227 38H224V37H227V36H225ZM244 35H243V36H244ZM52 36H53V37H52ZM56 36H57V38H56ZM112 36H113V37H112ZM131 36H132V37H131ZM140 36H141V38H140ZM167 36H169V38H168ZM176 36L179 37V38H177ZM184 36H185V37H184ZM241 36H242V35H241ZM48 37H49V38H48ZM50 37H51V38H50ZM118 37H119V38H118ZM121 37L124 39L123 42L126 43V44H124V43L122 42L123 39L121 40ZM138 37H139V38H138ZM145 37L147 38V36H145ZM145 37H144V38H145ZM159 37H160V36H158V38H159ZM221 37H222V38H221ZM244 37H245V36H244ZM250 37H254V38L257 37V38H256L257 40L254 39L255 42L253 43L254 40H253V38H251L252 41L249 40V43H248V39H249ZM262 37H264V36H262ZM47 38H48V39H47ZM54 38H55V39H54ZM115 38H118V39L116 40ZM130 38H131V39H130ZM148 38H147V39H148ZM161 38H159V39L161 40ZM181 38H183V39H181ZM185 38H186V39H185ZM129 39H130V40H129ZM154 39H156V38H154ZM159 39H158V40H159ZM174 39H178V40H175V41H176V42H175ZM179 39H180V40H179ZM184 39H185V40H184ZM246 39H247V40H246ZM115 40H116V41H115ZM119 40H120L121 42H120ZM139 40H140V41H139ZM156 40H157V39H156ZM156 40H155V41H156ZM182 40H183V41H182ZM204 40H205V41H204ZM224 40H225V41H228V44H229V42H231L230 45L232 46V44H233V46H232V47H230V46H225V43H223ZM240 40H241V42L243 43V44L241 43L242 45H239V44H240V42H239ZM53 41H52L51 43H53ZM112 41L114 42V44H113ZM118 41H119L120 44H123V45H122L123 48L121 47V45L118 44ZM153 41H154V40H153ZM153 41H151V42H152L153 45H154L155 42H153ZM164 41H163V43H164ZM168 41H170V40H168ZM173 41H174V42H173ZM186 41H188V43H187ZM246 41H247V42H246ZM116 42H117V43H116ZM138 42H139V43H138ZM141 42L144 44V46H143V44H140ZM156 42H157V41H156ZM172 42H173V43H172ZM185 42H186V44H185ZM238 42H239V44L236 45V48H234V47H235L234 45L237 44ZM115 43H116V44H115ZM136 43H138V45L140 44V45H139L140 47H139L138 45H136ZM160 43H161V41H160ZM160 43H159V44H156V45H160ZM166 43H167V42H166ZM192 43H193L194 45H192ZM246 43H247V44H246ZM167 44H168V43H167ZM187 44H188V45H187ZM252 44H250L249 47H252V46H251ZM118 45H119L120 48H122L123 50L126 48V47L124 48V45H127V46H129V47H131V46H133V47L138 46L139 49H140V52H139V50H135V51H136V52H135V51H134L135 48L132 50L133 47L130 48L131 50H130V49L128 50V48H126V50L124 51V53H123V50L121 51V49H119L120 52H121V54H123L122 56L120 55V57H121V58L124 57L123 59H124V62H125V63H123V61H122V62H118V61H120V60H119L120 58H119V56H118V55L120 54V53L118 54V48H117ZM134 45H135V46H134ZM141 45H142V49H143V50H144L143 47H145L146 49H148V52H146L147 54L144 53L145 51H142V50H141ZM153 45H152V46H153ZM168 45H169V44H168ZM183 45H184V46H183ZM186 45L188 46V48L190 47V49L186 48V47H187ZM190 45H191V46H190ZM257 45H258L260 48H258ZM119 46H118V47H119ZM154 46H155V45H154ZM160 46H161V47H158V46H157L158 48L155 46V48H157V50H159V49L162 48V46H164V45H160ZM171 46H170V47H171ZM176 46H175V48H176ZM223 46H224L225 48H223ZM237 46H241V48H239V47H237ZM245 46H244V47H245ZM164 47H165V46H164ZM193 47H195V50L197 49V53H195L196 51L194 50ZM228 47H229V49L231 48L229 51H231V50L234 48L233 51H231V52H229V53H226L225 50L228 51ZM254 47H252V48H253V50H252L253 52H252V53H254V49H255ZM115 48H117V49H115ZM165 48H166V47H165ZM165 48H164V49H165ZM175 48L173 47V49H175ZM183 48H185V49H183ZM192 48H193L194 51H193V50L191 51ZM222 48H223L224 50H223ZM226 48H227V49H226ZM166 49H167V48H166ZM169 49H172V48H169ZM173 49H172V50H173ZM186 49H187V50H186ZM240 49H241V50H240ZM248 49H249V52H250L251 49H250V48H248ZM248 49L246 48V50H248ZM127 50H128V53L125 54V52H127ZM154 50H155V49H154ZM182 50H183V51H182ZM184 50H185V51H184ZM116 51H117V52H116ZM160 51H162V50L160 49V50H159V53H160ZM164 51H165V50H164ZM164 51H163V52H164ZM166 51H167V50H166ZM187 51H188V52H187ZM190 51H191L192 54L190 53ZM216 51H217V52H216ZM240 51H241V52H240ZM258 51H259V50H258ZM258 51H257V52H258ZM133 52H134V53H133ZM138 52L141 54V55L139 54L140 57H139L138 55H136V53H138ZM183 52H184V53H183ZM186 52H187V53H186ZM193 52H194V53H193ZM249 52H248V54H249ZM257 52H255V54H256L257 56H258L259 53H260V54L262 53V52H258V54H257ZM148 53H149V54H148ZM165 53H166V52H165ZM167 53H168V52H167ZM167 53H166L165 55H167ZM169 53H168V54H169ZM244 53H245V52L243 51V54H244ZM246 53H247V51H246ZM145 54H146V56H145ZM156 54H157V53H156ZM162 54H163V53H162ZM182 54H183V55H182ZM186 54H187V55H186ZM193 54H195V57H194ZM196 54H197V57H196ZM229 54H230V55H229ZM243 54H241V55H243ZM255 54H252V56L255 57ZM260 54H259L260 57H261V56H264V55H260ZM125 55H126V56H125ZM143 55H144L145 59L143 58ZM159 55H160V54H159ZM159 55L157 54V57H160ZM165 55L163 54V56H162L163 59H164V57H165V59L167 58ZM191 55H192L194 58L191 57ZM208 55H210V56L212 55V56L210 57V56H208ZM219 55H220V56H219ZM228 55H229V56H228ZM117 56H118V57H117ZM154 56H155V55H154ZM180 56H182V57H180ZM187 56H188V57H187ZM198 56H199L200 58H201V56H202L203 59H202V58H201V59L198 58ZM207 56H208L209 58H208ZM230 56H231V57H230ZM245 56H248V55H245ZM245 56H244V57H245ZM250 56H251V52H250ZM250 56H248V57H250ZM252 56H251V57H252ZM125 57H126V59H129V60H128V61L125 60ZM138 57H139V58H138ZM162 57H161V59H162ZM177 57H178V58H177ZM183 57H185V58H183ZM189 57H190V58H189ZM205 57H207V58L205 59ZM228 57L231 58V59L229 60ZM242 57H243V56H242ZM248 57H247V58H248ZM260 57H259V59H261ZM118 58H119V59H118ZM153 58H154V57H153ZM179 58H180V59L183 58V59H182V60H179ZM236 58H237V59H236ZM255 58H256V57H255ZM184 59H187V60H186L187 64H186V62H182ZM194 59H196V60H194ZM197 59H198V60L200 59V61H198ZM204 59H205V61H207V62L203 61ZM207 59H208V60L210 59V60L208 61ZM245 59H246V58H245ZM252 59H253V61H251L250 59H248V61H249V63L254 64L256 61H255L254 58H252ZM111 60H112V61H111ZM121 60H122V59H121ZM134 60H135V61H134ZM140 60H141V61H140ZM144 60H145V61H144ZM243 60H244V59H243ZM256 60H258V58H256ZM108 61H109V60H108ZM116 61H117V62H116ZM126 61H127L128 63H127ZM139 61H140V62H139ZM161 61H162V62H161ZM172 61H173V60H172ZM179 61L182 62V63H180ZM184 61H185V60H184ZM188 61H189V62H188ZM190 61H192V63H193V62L196 63L197 65H196V64H192ZM196 61H197V62H196ZM202 61H203V62H202ZM245 61H246V60H245ZM245 61H242V62H245ZM258 61H259V60H258ZM160 62H161V63H160ZM164 62H165V64H163ZM176 62H174V63H176ZM200 62H201V64L204 63V62H205V63L202 64V65L200 66ZM242 62H241V64H240V66L242 65ZM252 62H253V63H252ZM260 62H262V60H261ZM260 62H259V63H260ZM115 63H118V64H115ZM120 63H121V64H120ZM122 63H123V64H122ZM141 63H142V65H143V66H142L143 68H145V67H147V66H148L149 68L151 67V70L147 68V69H148L147 71L150 72V73H148V72L145 71L144 69L142 70V67H139V66H141ZM143 63H144V64H143ZM155 63L158 64V65H156ZM184 63H185V64H184ZM189 63H190V64H189ZM198 63H199V65H198ZM218 63H219V65H218ZM225 63H228V64L230 65V67H231L232 70H230V69H229L230 67H229V66L227 67V65H226ZM249 63H248V64H249ZM256 63H258V62H256ZM256 63H255V64H256ZM112 64H113V65H112ZM138 64H139V65H138ZM166 64H167V65H166ZM169 64H170V63H169ZM188 64H189V65H188ZM261 64H262V68H264V62H262ZM115 65H117V66H115ZM136 65H138V66H136ZM144 65H147V66H144ZM149 65H150V66H149ZM162 65H163V66H162ZM164 65H165V67H164ZM178 65H179V66H178ZM215 65H214V66H215ZM236 65H237V64H236ZM238 65H239V64H238ZM238 65H237V66H238ZM259 65H260V64H259ZM259 65H258V67H257V66H255V67H257V68H261ZM134 66H135V67H134ZM211 66H212V65H211ZM234 66H235V65H234ZM246 66H248V65H246ZM249 66H250V64H249ZM138 67H139V68H138ZM167 67H168V69H167ZM186 67H185V68H184V67L181 68V70H183V69L186 70ZM194 67H195V68H194ZM251 67H254V65H252ZM111 68H112V69H111ZM122 68H123V69H122ZM140 68H141V70H139V71L136 70V69H140ZM152 68H154V69H152ZM159 68H158V69H159ZM201 68H200V69H201ZM235 68H236V67H235ZM237 68H238V67H237ZM249 68H250V67H249ZM249 68H248V67H247V69L244 68V70H245V71H246V70L248 71ZM262 68H261V69H262ZM128 69H129V70H128ZM175 69H176V70H175ZM134 70H135V71H134ZM188 70H186V71L189 72ZM241 70H242V69H241ZM249 70H250V69H249ZM254 70H255V68H254ZM151 71H152V72H151ZM183 71H184V70H183ZM193 71H192V72H193ZM197 71H198V70H197ZM251 71L253 72V70H251ZM162 72H164V73H162ZM165 72H166L167 75H165ZM192 72H191V73H192ZM195 72H196V71H195ZM200 72H202V71H200ZM211 72H212V73H211ZM223 72L226 74V77H224V78L226 79V81H227L226 85H225V81H224L225 79L223 80L224 83H223V81H222V79H221V78H223V76H224V75H222ZM232 72H234V75L232 74ZM249 72H250V71H249ZM252 72H251V73H252ZM254 72H255V71H254ZM262 72H264V71H262ZM127 73H128V74H127ZM141 73L144 74L143 76H145V77H143ZM145 73H146V74H145ZM147 73H148V74H147ZM175 73H176V74H175ZM181 73H182V74H181ZM189 73H190V72H189ZM197 73H198V72H197ZM214 73H215V74H214ZM259 73L261 74L260 70H259ZM110 74H111V75H110ZM134 74H135V75H134ZM136 74H141V75L139 76V75H136ZM195 74H196V73H195ZM202 74H203V73H202ZM209 74H210V75H211V74L214 75V76H211V77H214V78H215V79H214V78H213V79L215 80L214 83H216V84L213 85L214 88H212L213 86H211V85L214 84V83H209V82H210V81H209V82H208V85L206 84L207 86H204V88H203V85H205V83H206L205 81H206V80H211V77H210ZM243 74H244V75H247V76H244V78H245V77H247V78H245V79H244L243 77L240 78V76H242ZM253 74H254V73H253ZM257 74H258V73H257ZM146 75H147V77H146ZM164 75H165V77H164ZM175 75H178L182 82H180V79H177L178 76H175ZM262 75H264V74H262ZM262 75H260V76L257 75V76H259V78H260V77L262 78V77H264V76H262ZM153 76H154V77H153ZM159 76H158V77H159ZM166 76H168V77L166 78ZM169 76H170V77H169ZM187 76H189V75H187ZM199 76H196V77H199ZM217 76H219V77H217ZM255 76H256V74H255ZM112 77H111V78H112ZM123 77H124L125 79H126V78H127V79L124 80ZM131 77H132V78H131ZM148 77H149L150 80L148 79ZM150 77H152V78H150ZM184 77H185V75H184ZM202 77L205 78V79H204L205 81H203V82H201V81H202V80H201ZM216 77H217V78H216ZM109 78H110V77H109ZM118 78H119V77H118ZM128 78H130V79H128ZM165 78H166V79H165ZM207 78H208V79H207ZM209 78H210V79H209ZM218 78L220 79V81H219ZM233 78L235 79V81H238V82H237V83H233L234 81H233V82H230V79H233ZM242 78H243V81L241 80ZM138 79H140V80H138ZM147 79H148V81H147ZM159 79H160V80H159ZM198 79L200 80L201 83H204V84H199ZM213 79H212V82H213ZM262 79H264V78H262ZM117 80H118V79H117ZM123 80H124V81H123ZM127 80H129V82H128ZM134 80H135V81H134ZM175 80H176V81H175ZM139 81H141V82H139ZM143 81H144V82H143ZM146 81H147V82H146ZM161 81H160V82H161ZM174 81H175V82H174ZM216 81H218V83H217ZM253 81H254V82H253ZM260 81H261V80H260ZM125 82H126L128 85H127ZM134 82H135V83H134ZM136 82H138L139 84L141 83V84H140V85H139V84H136ZM160 82H159L157 85H160ZM164 82H163V83L161 82V85H164V84H165ZM167 82H168V81H167ZM187 82H188V81H187ZM219 82H220V83H219ZM229 82H230V84H229ZM142 83H143V84H142ZM152 83H150V84H152ZM188 83H189V82H188ZM194 83H195V84H194ZM238 83H239V86H238ZM262 83H264V81H262ZM166 84H165L164 86H167ZM177 84H178V85H177ZM182 84H183V85H182ZM210 84H211V85H210ZM227 84H229V85L227 86ZM231 84H232V86H233V87H231V88L233 89L232 92H231V91L229 92L228 90H227V91H228V93H229L230 95H231V94L233 95V98H234V99L232 98V95L230 96V95L227 93V95H226V94H224V95H226L227 97H228V95H229V96L232 98V101L230 100V97H229V99L226 98V100H225V99H224L225 96L222 94V93H223V90L226 89L227 87L229 88ZM236 84H237V86H236ZM243 84H245L244 87H245L246 85H248L249 87H251V85H253V89H254V88L256 89V90H254L255 93L252 91V92L254 93L255 96H252L253 93H252L250 90L247 89V91H246V89H245L246 87H245V88L242 87ZM157 85H155V86H154V85H150V86H151L150 88L154 89L153 87H155V89H157ZM161 85H160V86H161ZM186 85H188V86H186ZM201 85H202V86H201ZM240 85H242V86H240ZM124 86H123V87H124ZM139 86H141V87H139ZM148 86H149V85H148ZM179 86H181V87H179ZM189 86H190V87H189ZM210 86H211V87H210ZM262 86H264V84H262ZM168 87H169V86H167L166 88H164V87H163V88H164L165 91H166V90L168 89ZM174 87H175V88H174ZM183 87H185V88L183 89ZM188 87H189V88H188ZM193 87H194V86H193ZM207 87H208V88H207ZM234 87H235L236 89L238 88V89H237V92L235 91V88H234ZM240 87H241V88H240ZM160 88H161L162 90H164V89L162 88V86H161ZM160 88H159V89H160ZM172 88H173V89H172ZM179 88H182V89L179 90ZM186 88H187V92H189V93L191 92L190 95H189V97L192 95L191 98H190V99H187V100L185 99V98H186V90H185ZM205 88H206V91L203 92V91L205 90ZM219 88L222 89V90H219ZM239 88H240V89H239ZM247 88H248V87H247ZM251 88H252V87H251ZM251 88H250V89H251ZM259 88H260V91H261V87H260V86H259ZM259 88H258V90H259ZM111 89L114 90V92H115L114 95H111L112 93H114L113 91H111ZM122 89H123V88H122ZM128 89H130V91H129ZM135 89H136V90H135ZM143 89H144V90H143ZM152 89H150V91H151ZM170 89H169V91H170ZM188 89H190V90L188 91ZM192 89H193V88H192ZM199 89H200V90H199ZM207 89H209V90H207ZM216 89H217V88H216ZM229 89H230V88H229ZM253 89H252V90H253ZM131 90H132V91H131ZM138 90H139V91H138ZM141 90H143V91L141 92ZM147 90H148V89H147ZM181 90H182V91H181ZM184 90H185V91H184ZM238 90H239V91L241 90V91H243V92L246 91V92L243 93V92H241V91L239 92ZM118 91H119L120 93H118ZM169 91H167V92H169ZM221 91H222V92H221ZM249 91L251 92V94L249 93V94L251 95V96H250L251 98H250V97H248V98L244 97V96H245L244 94H246V93L249 92ZM110 92H111V93H110ZM116 92H117V94H116ZM138 92H139V93H138ZM140 92H141V94L144 96V98H142ZM145 92H146V91H145ZM209 92L211 93V91H209ZM235 92H236V93H235ZM135 93H136V94H135ZM149 93H150V94H149ZM175 93L173 92V93H172V96H173V94L176 95ZM212 93H213V91H212ZM224 93H225V91H224ZM239 93H243V94H242L243 97L241 96V94L239 95ZM256 93H257V94H256ZM261 93H264V91H262ZM130 94H131V95H130ZM138 94H139V95H138ZM144 94H145V93H144ZM152 94H153V95H152ZM154 94H155V95H154ZM163 94H164V93H163ZM163 94H162V95H163ZM196 94H197V95H196ZM215 94H216V97H215ZM235 94H236L237 96L239 95L238 97H240V96H241V97L238 98ZM123 95H124V98H123ZM128 95H129V97H128ZM135 95H136V96H135ZM158 95H159V98H160L161 95H160V94H158ZM181 95H182L183 97H182ZM211 95H212V94H211ZM211 95L208 94V97L211 98V97H210ZM213 95H212V96H213ZM217 95H218V96H217ZM247 95H248V94H246V96H247ZM126 96H127V97H126ZM131 96H132V98H135V97H136L135 99H138V98L141 96V97L138 99V100H141V102H142L143 99H145V100H144V102H142V103H141L140 101H138V100H135V101H136V102H135V101L131 98ZM187 96H188V93H187ZM199 96H200L202 99H203V98L206 99V97L201 96L200 93H199ZM234 96H235V97H234ZM161 97H162V96H161ZM164 97H162V98H164ZM174 97H175V96H174ZM184 97H185V98H184ZM189 97H188V98H189ZM236 97H237L239 100L236 99ZM256 97H257V96H256ZM126 98H128V99H127L128 101L126 100ZM129 98H130V99H129ZM152 98H151V99H152ZM165 98H164V99H165ZM172 98H173V97H172ZM194 98H193V102H192L193 104H194ZM201 98H200V99L198 98V102H199V100L201 101ZM209 98H208V102H209ZM241 98H243V99H245V100H243V99H241ZM253 98L255 99V101L252 100ZM112 99H113V98H112ZM117 99H115V98L113 99L114 104H115V102H116L117 105H116V104L114 105L113 103H109V105L113 104L112 106H110V107H111V108H110L111 111L109 110V111H110V115L112 114V111H114V112H113V115H114L115 113L118 112L119 115L115 114V117H116V115H117L118 117H119V116H120V117L122 116L123 119H125V117H126L125 114H127V113H125V112H128V113H129V118H130V120H131V121L129 120L128 116H127V118L125 119L126 122L123 121L122 118H120V119H121V121H120V119L116 117L117 121H116V119H115V121H116L117 124H118L117 128H119V126H120L119 124H120L121 122L124 124L123 126L121 125V128H122V129H123V128H125V129H128V128H129V129H142V128H143V129H144V128H145V127H144L145 124H149V123L145 120V118H144L147 114H150V112H147V114H145L146 111L143 112V111L145 110L144 107H146L145 105H144V107H143V106L140 107L141 109L139 108V106H136V109L132 106L134 110L131 109V112H135V111H138V110H142V112L138 111V112H139V115H138V112H135V114L133 113V114L136 116V117H135L134 115H133V116L131 115L132 113L130 114V111H127V109H128L129 107H128L127 109H125V108H124V104H123L122 102H121V104L118 103L117 101H119V99H118V100H117ZM124 99H125V100H124ZM131 99L134 101V103H132L133 101H131ZM164 99L162 100V99L160 98V99L157 100V101H158V102H159V101H163L162 103H163V106H164V107L167 105V107L171 108V110L173 109L172 111H174V108H172V105H173V104H172V105L170 104L171 106L168 105L167 103H168L169 101H166L168 98L165 100L167 103L164 101ZM204 99H203V101H204ZM216 99L214 100L215 102L217 101ZM227 99H228V100H227ZM240 99H241V100H240ZM250 99H251V100H250ZM262 99H264V98H262ZM154 100H155V99H154ZM154 100H152V101H154ZM229 100L232 102V104H233V102L236 100L235 104H233L234 106H232V104L229 102V103L231 104L230 106H232V108H234L235 106H238V107H235L236 109H232L231 107L226 108V107H227L226 105H228V104H226V103H227ZM237 100H238V101H237ZM242 100H243V102H242ZM247 100H249V101H247ZM109 101L112 102L111 100H109ZM124 101H125V102H124ZM126 101L128 102L127 104H126ZM152 101H151V102H152ZM187 101H188L189 103H188ZM195 101H196V100H195ZM203 101H202L203 104H201V108L203 109V107H205V108H204V110H205V109H207L208 107L206 106V104H204ZM206 101H207V100H206ZM206 101H205V103H206ZM224 101H225V102H224ZM239 101H240V102H239ZM245 101H246V103H245ZM257 101H258V100H257ZM138 102H140V103H138ZM151 102H150V103H151ZM179 102H180V101H179ZM218 102H219V101H218ZM159 103H160V102H159ZM165 103H166V104H165ZM186 103H188L189 105H187ZM192 103H191V104H192ZM196 103H197V101L195 102V104H196ZM119 104H120V105H119ZM146 104H148V103H146ZM154 104H155V103H154ZM157 104H158V103H157ZM157 104L155 105V108H156ZM164 104H165V105H164ZM181 104H182V105H181ZM208 104H209V103H208ZM215 104H217V103H215ZM219 104H217L216 107L219 106ZM241 104H243V108H244L243 110H244V111H242V109H241V108H242ZM249 104H250V105H249ZM122 105H123V106H122ZM149 105H150V104H149ZM197 105H198V103H197ZM213 105H214V102H213ZM224 105H225V106H224ZM244 105H245V106H244ZM151 106H152V105H151ZM159 106H160L161 108H163V107H162V104H161V105H158V106H157V108H156L157 110H158ZM183 106H184V108H182ZM190 106H191V105H190ZM194 106H195V107H194ZM202 106H203V107H202ZM223 106H224L225 109L222 108ZM239 106H240V107H239ZM247 106L249 107V111H251V112H249V111L247 110ZM258 106L262 108L261 112H260V109H259ZM132 107H131V108H132ZM148 107H149V106L147 105V108H146L147 111H148ZM167 107H165V108L167 109ZM206 107H207V108H206ZM108 108H109V107H108ZM115 108H116V109H115ZM142 108H143V109H142ZM153 108H154V107L152 106L151 109H153ZM192 108H195L196 111L194 112V109H192L193 111L191 112V114H192L191 117H190L191 114H190V115H186V118L188 117V120L185 118V116L181 117V118H183V119H182V120H183L182 122L186 123L187 125L184 124V123H182V122H181V123H182V124H181V123L179 122V123L181 124V125L179 124L180 126L184 125V126H182V127H183V129H182L183 132H184V133H185V132H188V133H189V132L191 131V129H192L193 131H195V132H196V130H194V129H197V130H198L197 132H200L201 130L206 131L207 128L209 129V130H207V132H208V131H212L213 129H210V128L212 127V125H211V123H209V119H208V120H205V121L202 120V119H205L204 116H205L206 114L204 115V113H206V112L203 111V112H204V113H203L202 111H200V110H202V109H199V106H196V105H193ZM209 108L207 109V110H208V113H209V110H211V109H209ZM217 108H218V107H217ZM251 108H252L253 110H252ZM156 109H155V110H156ZM188 109H187V110H188ZM198 109H199V111H198ZM222 109H224V112H225V113L223 112ZM254 109H255V110H254ZM116 110H117V111H116ZM120 110H121L122 112H121ZM155 110H154V114H156V113H161V114H159V115H162L163 112H158V111H157V112L155 113ZM161 110H163V109H161ZM232 110H233V111H232ZM257 110H259V111H257ZM150 111H151V110H150ZM159 111H160V110H159ZM167 111H168V114H169V113H170V110L167 109ZM213 111H214V110H213ZM213 111H212V113H213ZM220 111H221V113H220ZM226 111H230V112L232 111V112H231V113H228V112L226 113ZM247 111H248V113H249L250 115L247 114ZM253 111H256V112H253ZM152 112H153V111H152ZM174 112H175V111H174ZM174 112H173V113H174ZM257 112H258V113L260 112V113L258 114ZM124 113H125V114H124ZM165 113L167 114V112H165ZM171 113H172V112H171ZM200 113H202L203 115H201ZM251 113H253V114H251ZM256 113L258 114V116H260V118H262V119H259V121H256V120H258V119L254 120V119L256 118ZM140 114H142V115L145 114L144 117H143L144 119H142V117L140 116ZM187 114H189L188 111H187ZM222 114H224V115H222ZM228 114H230V115H228ZM254 114H255V115H254ZM123 115H124L125 117H124ZM150 115H151V114H150ZM150 115H147L148 117L146 116V119L150 118ZM157 115H158V114H157ZM196 115H198V116H196ZM199 115H200V116H199ZM208 115H209V114H208ZM211 115H212V114H211ZM211 115H210V117H211ZM221 115H222V117H224V118H220ZM231 115H232V116H231ZM262 115H264V114H262ZM152 116H153V118H154V115H151V118H150V119H152ZM162 116H164V113H163ZM162 116H161V117H162ZM165 116H166V117H165L164 119H161V120H165V119H167L170 115H169V116H168V115H165ZM167 116H168V117H167ZM171 116L173 117L172 114H171ZM175 116H177V115H175ZM175 116H174V117H175ZM206 116H207V115H206ZM254 116H255V118H254ZM112 117H113V116H112ZM115 117H113V118H115ZM132 117H133V118H132ZM138 117H139L140 121H142V120L144 121V120H145L147 123H145V124L143 123L144 126L141 125V124H140V121H139V119H138ZM140 117H141V118H140ZM161 117H160V118H161ZM177 117H179V115H178ZM192 117H193V118H192ZM197 117H198V119H197ZM203 117H204V118H203ZM210 117H207V118H210ZM230 117H232V118H230ZM113 118H112V119H113ZM135 118H136V120H134V122H132V119H135ZM156 118H157V117H156V115H155V118H154V119H156ZM158 118H159V117H158ZM179 118H180V117H179ZM195 118H196V119H195ZM200 118H201V120H200ZM218 118H219V119H218ZM228 118H229V120H228ZM112 119H111V120H112ZM168 119H169V118H168ZM189 119H190V120L192 119V120L190 121ZM193 119H194V120H193ZM220 119H221V120H220ZM239 119H241V120H239ZM243 119H245V118H243ZM127 120H129V121H127ZM175 120H176V118H175ZM177 120H178V119H177ZM199 120H200V121H199ZM211 120H212V119H211ZM252 120H253V122H252ZM136 121H138V122H136ZM155 121H156V120H155ZM157 121H158V119H157ZM179 121H180V119H179ZM188 121H189V122H188ZM195 121H196V122H195ZM201 121H202V122H201ZM215 121L213 120V123H214V125H215V126H213L214 129H215V127H216V129H218V127H219V129H220V128H222L221 126H224V128L226 127V124H225L223 121H222V122H223L225 125H224L223 123H221V124L219 123L220 126H217L218 123L215 122ZM226 121H228V122H226ZM232 121H231V122H232ZM239 121H240V122H239ZM245 121H246V120H245ZM260 121H261V122H260ZM116 122H113V121L111 122V123H112V127H114V126L116 125V124H115ZM119 122H120V123H119ZM151 122H153V124H154L153 119H152V121H150V123H151ZM162 122L165 123V125L162 126L163 124H162V125L159 124L158 126H161V127H159L160 129H161L162 127H164V128H166L165 131H167V130H168V131H171V129L174 128V127H172V126H174V125L172 124L174 121H173V122H172L171 120L168 121L169 123H171L170 125H172V126L170 127L171 129L169 128L170 130L167 129V126H166V125L168 124V122H167V121H165V122L162 121ZM162 122H160V123H162ZM166 122H167V124H166ZM177 122H178V121H177ZM177 122H175V124H176ZM190 122H192V124H190ZM194 122H195V123H194ZM250 122L254 123L255 128H254L253 124H252V125L249 124ZM255 122H257V123H255ZM113 123H114V126H113ZM130 123H132V124H130ZM136 123H139L138 126H136ZM155 123H156V122H155ZM158 123H159V122H158ZM188 123H189V124H188ZM213 123H212V124H213ZM233 123H231V124H233ZM133 124H134V125H133ZM153 124H151V126H150V125H146V126H147V127L150 126L151 129H150L149 127H148V128H149L150 130H152V125H153ZM204 124L207 126V128H203V127H204ZM228 124H227V127L229 126V127H230L229 129H231L233 125L231 126V125H228ZM140 125H141V127H139ZM155 125H156L155 127L157 128V127H158L157 124H155ZM170 125H168V127H169ZM188 125H189L191 128H190V127L187 128ZM238 125H235V127L238 128V127H239ZM256 125H258V126H256ZM261 125H262V126H261ZM126 126H127V127H126ZM175 126H176V125H175ZM192 126H193V127H192ZM196 126H198V128H196ZM199 126H200V128H199ZM206 126H205V127H206ZM242 126H243V127H242ZM252 126H253V127H252ZM138 127H139V128H138ZM201 127H202V129H201ZM235 127H233V128H235ZM247 127H246V129H247ZM251 127H252V128H251ZM115 128H116V126H115ZM148 128H147V129H148ZM176 128H178V130L180 129L179 126H178V127L176 126ZM176 128H175V129H176ZM193 128H194V129H193ZM119 129H120V128H119ZM122 129H121V130H122ZM153 129H154V125H153ZM175 129H173L172 131H175ZM189 129H190V131H189ZM199 129H201V130L199 131ZM205 129H206V130H205ZM229 129H227V130H229ZM240 129H239V130H240ZM246 129H243V130H246ZM249 129H247V130H249ZM258 129H259V128H258ZM158 130H159V129H158ZM158 130H157V131H158ZM161 130L164 131L163 128H162ZM161 130H160V131H161ZM182 130H181V131H182ZM184 130H185V131H184ZM222 130H223V129H222ZM225 130H226V128H225ZM232 130H233V129H232ZM234 130H235V129H234ZM260 130H261V129H260ZM262 130H264V127H262ZM176 131H177V130H176ZM193 131H192V132H193ZM180 133H181V132H180ZM188 133H187V134H188ZM187 134H185V137L187 136ZM182 136H183V134H181L180 137H182ZM183 137H184V136H183ZM188 137H189V136H188ZM185 140H187V139H185ZM188 140H189V139H188ZM182 141H183V139H182ZM214 153H215V154H213V155H212V153L209 155V156L211 157V160L209 161V160L207 159V161H205V162H206L205 165H202V164H204V163L201 162V164H200V165L202 166V167H201V170H202V168L206 167L207 164H210V165L214 164V163H212L211 161H214L215 158L217 159L219 156H220L219 158L223 157L222 153H220V154H217V152H214ZM216 154H217V155H216ZM211 155H212L213 157H212ZM209 156H208V157H209ZM214 156H215V157H214ZM212 158H213V159H212ZM216 159H215V160H216ZM218 160H219V159H218ZM218 160H217V161H218ZM181 162H183V161H181ZM181 162L178 161L179 164H180ZM207 162H208V163H207ZM209 162H211L212 164L209 163ZM178 163H177V164H178ZM187 163H188V162H187ZM181 164H182V165H180V166H181L182 168H183L185 165H187V164H185L184 162L181 163ZM189 164H190V163H189ZM192 165H193V164H192ZM200 165L197 166V167H196L195 165H194V166H195V168L197 169V168H200ZM180 166H179V167H180ZM194 166H192V167H193V168H192L190 165H187L186 167H187L188 170L186 169V167H184V168H185L189 173H192V172H193V174H194V173H195V174H197V173L200 174V172H199L200 170H198V169L196 170V169L194 168ZM203 166H204V167H203ZM207 166H208V165H207ZM184 168H183V169H184ZM185 169H184V170H185ZM186 170H185V171H186Z\"/></svg>","mask_w":264,"mask_h":264}]
</instances>
